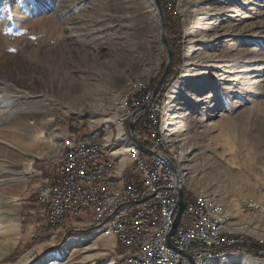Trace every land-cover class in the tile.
<instances>
[{"label":"rangeland","instance_id":"obj_1","mask_svg":"<svg viewBox=\"0 0 264 264\" xmlns=\"http://www.w3.org/2000/svg\"><path fill=\"white\" fill-rule=\"evenodd\" d=\"M155 7L156 5L154 12L147 0H0V24L11 21V16L17 14L30 16L37 22L34 32L18 43L10 45L0 39V72H3L0 75V98L6 94L1 89L4 86L26 93L56 95L62 92L69 96H78L79 100L71 99L70 104L76 107L82 105L85 109L83 112L75 109L68 112L55 106L51 121L49 114H37L33 125L36 136L35 151L40 147L49 148L50 145L51 151L43 158L35 159L32 165L33 174L24 181L20 192L17 190L13 193L14 186L4 190L6 205L21 210L20 244L0 264H18L21 256L28 252V264H59V261L48 262L47 256L59 251L71 240L84 239L86 236L96 237L101 231L74 234L67 225L59 230L48 228L43 212L35 204L34 196L38 184L43 180V175H36V172L43 170L46 174L52 173L55 164L62 163V153H57L60 146L55 154L53 138L60 142V137L68 136L81 141L96 142L102 146L111 142V147L117 144L119 130L113 117L123 114L121 101L124 100L125 111L129 114L126 99L135 84L145 79L152 82L159 74L161 65L167 61L168 54L161 42L162 25ZM175 10L180 16L183 67L166 93L169 94L180 79L188 60L202 65L203 62H209L208 55L232 56L235 61L247 58L249 63H240L243 69H253V66L263 69L255 78L259 82L260 90L257 91L259 104L255 111L248 110L249 104L238 108L230 105V110L226 111L227 114L232 113L230 116L235 122L230 130L232 139L229 142L225 137L217 136L216 130L204 127L211 120L205 119V115L201 113L205 105L196 103L201 87L210 83L207 82L208 79H200L198 71L191 72V81L183 88L184 97L174 104L179 105L181 110L177 107L174 112L177 118L166 129L170 132L172 150H184L192 158L191 165L196 177H204V183L218 194V200L234 213L238 210L240 218L246 224L249 222L248 225L264 228V214L256 215L250 209L239 208L247 200L253 199L264 210V174L261 172L264 166V0H177ZM218 10L225 11L224 16L227 15L226 11H231L234 15L228 14L234 17L229 21L236 26L233 33L238 41L235 51L223 50L227 47L225 38L219 41L217 49L207 44L205 45L208 47L203 49L202 42L210 41L214 37L215 30L211 25L217 20L214 17L206 21L200 13L205 11L215 16L212 14ZM226 19L222 17L217 22L228 21ZM169 29L167 23L168 39ZM238 51L244 54L241 55ZM256 54L257 62L252 64L250 59ZM249 74V78L254 76ZM248 86L243 85L245 89L252 90ZM239 97L235 94L225 104L236 103L240 100ZM93 103L101 104L102 111L93 112L94 109L89 108ZM173 110L169 106L165 118ZM101 113V118L111 121L94 122V117L99 118ZM129 120L128 116L123 119L127 133ZM140 152L148 160L150 154ZM20 159L15 156L8 160L11 163L16 162L14 169L17 172H21L25 165L22 156ZM128 169L140 180V172L134 165L129 163ZM11 177L18 178L11 174L7 179ZM246 183L251 186L246 187ZM41 184H46L45 180ZM183 223L187 225L186 216ZM113 242V248H107L102 243L97 244L105 255L98 256L95 264H102L107 259H113L116 264H125L120 259L114 234Z\"/></svg>","mask_w":264,"mask_h":264},{"label":"bare ground","instance_id":"obj_2","mask_svg":"<svg viewBox=\"0 0 264 264\" xmlns=\"http://www.w3.org/2000/svg\"><path fill=\"white\" fill-rule=\"evenodd\" d=\"M147 1L154 11V0L153 2L152 0ZM222 11L218 10L213 12L212 15L215 16L201 11V17L206 21H210L214 17L217 21L222 17L228 20L225 22L221 20L220 22L216 21L214 24L212 23L213 25H211V28L214 27L215 30L214 37L212 40L209 39L210 41L206 40L202 42L204 46L203 49L208 46L217 49L219 41L225 38V46L227 47L223 50H236L235 48L238 41L235 39L237 36L233 34L236 26L229 21L234 18L230 16L233 14L231 11H226L227 15L224 16L225 11ZM237 14L238 13H236V16H239ZM10 20L9 22L4 21L0 24V39H3L10 45L18 43L21 39L33 33L35 30L34 27L37 24L30 16H22L21 14L11 16ZM159 23H161V21ZM160 32L162 34V27ZM187 52L189 53V51ZM215 52L216 50L214 53ZM238 52L241 55L244 54L242 51ZM208 57L209 62H203L202 65H196L188 60L180 79L169 94L166 93L162 99H160L158 94L154 93V100L157 101L158 108L155 113V137L157 145H159V148L165 150L167 161L174 164L178 173L177 178L172 168L173 176H164V184L168 186L169 195H176V190L180 194V188H182L185 199H191L196 204V208H198L205 217L211 218L213 222L204 221L205 237H214L215 241H223L224 239L233 240L237 237L243 240H251L252 243H259L261 246H264V228H260L258 225L253 224L248 225L249 222L246 224L244 219L240 218L238 210L234 213L233 210L228 209L227 206L218 200V194L204 183V177H196V172L194 173L191 165L192 158L188 157V154H185L184 150H172L171 148V141L169 139L170 132L168 133L166 128L174 124V119L177 118L174 112L179 105L174 104L175 101L184 97L183 88L191 81L192 71H198V77L200 79H208L207 82L210 83L205 87H201L198 94V102L196 103L198 105H205L201 113L205 115V119L211 120V122L204 127L205 129L216 130L217 136L225 137L227 142L232 139L230 135L232 131L230 130L231 127L235 125L233 118H231L232 113L227 114L226 112L230 110L229 106L231 105L238 108L244 104H249L248 110L250 111H255L258 107L259 103L256 97L258 96L257 91L260 90H258L259 82L256 81L255 78L263 69L254 66L253 69H243L240 63H249V59L247 58H242L241 61H235L232 56L231 58L222 57L221 54L208 55ZM250 60L252 64L256 63L257 54ZM159 63L158 57L157 67ZM239 68L241 69L238 70ZM209 70L212 71L209 72ZM2 73L1 71L0 75ZM249 73L254 76L249 78ZM249 79L254 80H252V82ZM150 83V79L138 81L132 91L138 90V88L141 87H148ZM195 84L198 85V82H195ZM247 84L252 90H247L243 87V85L245 86ZM1 89L4 90L6 94L0 98V261L12 254L20 244L21 223L19 217L21 210L6 205V196L3 195L4 190L14 186L12 192L15 193L17 190L20 192V190L23 189L24 181L33 174L32 165L35 159L43 158L51 151V145L49 148L47 146L44 148L40 147L37 152L35 151L36 136L34 134L33 125L36 122L37 114H49V116H51V121L53 120L54 114L52 115V113L55 106L67 110L68 112H73L74 109L77 112H81L84 109L82 105L76 107L74 104H70L69 100H79L78 96H69L62 92L56 95L54 93L48 95L47 93H26L5 86ZM235 94L240 96V100L236 103L231 102L229 105H226L225 101L232 98ZM251 94H254L255 98H252L254 95L252 97L248 96ZM129 98H131V92L127 99ZM124 104V100L121 101L123 114H118L113 117V121L116 123L119 130L117 144L111 147V142L104 146L96 143L97 153L107 156V160H111V165H104V172H106L107 186L113 188L107 190L105 195H99L96 205L86 208L85 212L84 210H77V213L73 211H63L60 218L47 221L48 228L52 230H59L67 225L71 227V232L74 234L88 233V231L93 230L101 231L95 235L96 237L86 236L84 239L69 241L62 249L48 255V262L59 261V264H95V260L98 256L105 255L99 250L97 244L102 243L106 245L107 248H113V234L118 242L117 221L121 220L123 216L126 215L134 219L146 218V210L138 209L131 203H125L124 190L126 189V183H124V177L125 170L128 169L129 163L134 165L140 172V180H144V188H151V179H146V171H144L143 168H139L138 161H146L144 159L145 155L140 152L144 151L132 140L129 124L128 133L125 131L123 119L127 116L130 117V112L128 114L127 111H125ZM86 106L89 107V105ZM127 106L129 109V100H127ZM169 106L174 110L170 113L168 118H165ZM179 107L178 110H181ZM89 108H92V110L94 109L93 112H95L102 111L103 106L101 104L94 105L93 103V106L90 105ZM231 110L233 109L231 108ZM98 116L99 118L97 119L94 117L96 119H94V122L111 121V119L101 118L100 116H103L102 113ZM52 140H54L52 146L55 145L56 147L55 154L58 146H60L57 153L61 152L63 157L68 156L70 151H74L75 145H89L91 143V141H81L77 140V138L68 136L60 137V142L55 138ZM149 151L150 152L144 153L150 154L149 158H153L154 149H149ZM15 156H18L19 160H21L20 157L22 156L25 165L21 172H17L16 169H14L17 166L16 162H8L9 159L15 158ZM261 172L264 174V166H262ZM11 174L17 175L18 178L11 177L7 179ZM40 174L41 173L36 172V175ZM41 183H43V180L38 184L37 193L42 194L44 206L49 207L50 212H57V203L55 202L54 195L56 193V186L54 184L43 185ZM248 183H246V187L249 185ZM250 186L251 185H249V187ZM123 187H125V189H123ZM250 189L252 191L253 186ZM249 191L250 190H248V192ZM14 196L16 197V195ZM10 198L12 197H9V199ZM14 201H16V198ZM254 201L256 200H247L245 205ZM256 204L259 203L256 201ZM140 207L151 208V201L140 200ZM262 211H264L263 208ZM161 220H167V205H159V207H157V212H148V230L141 231L136 235V244L143 246L142 255H140V249H133L132 252L128 253V261L126 257H120L125 264H147V259H145L144 256H149L151 253H154L158 243H166V235L170 233V225H162ZM94 222H102V225L91 227ZM216 225H220V232H216ZM107 236H109V238H105ZM165 254H172V245H165ZM29 255V252L22 255L18 264H28ZM75 255L76 257H74ZM258 257L260 259L253 258L244 251H241V249L212 250L209 254L196 260V264H264V256L259 253ZM102 264L116 263L113 259H107Z\"/></svg>","mask_w":264,"mask_h":264},{"label":"built area","instance_id":"obj_3","mask_svg":"<svg viewBox=\"0 0 264 264\" xmlns=\"http://www.w3.org/2000/svg\"><path fill=\"white\" fill-rule=\"evenodd\" d=\"M162 2L167 13L174 18L172 4L177 0H162ZM152 84L153 82L148 87L131 91V98L126 99L129 100L130 120L134 112L150 104L146 113L138 114L137 125L144 124V130H146L144 145L147 149H154V157L146 161H138L139 168L146 171V179H151V188H144V180L130 178V175L124 177L125 203H131L138 209L146 210V218L134 219L126 215L116 222L120 257H126L128 261V253L133 249H140V255H142L143 246L136 244V235L148 230V212H157L159 205H167V220H161V222L162 225H170V233L166 235V243H158L154 253L144 256L147 264H196V260L212 250L245 249L253 244L257 246V252L264 256V246L252 243L251 240L236 237L233 240L215 241L214 237H205L204 221L212 220L210 217H205L191 199H185L184 212L178 226L174 229L181 198L177 190L176 195H169L168 186L164 184V176H173V173L170 162L167 161L166 152L163 148H159L155 137V113L158 108L157 101L154 100L155 89ZM138 137L141 140L139 135ZM47 159L49 160V157ZM104 165H111V160L97 153L96 142H91L89 145H75L74 151H70L68 156L62 158V163L55 164L51 175H47L43 170L37 171L43 175L46 184L56 186L54 195L57 212H50L49 207H45L42 202V194L35 193L36 205L45 216L46 226L48 220L60 218L63 211L77 213V210H84L85 212L86 208L94 207L98 196L105 195L107 190L113 188L107 186ZM140 200L151 201V208L140 207ZM240 209H250L256 215L264 214L262 205L256 204V201L242 205ZM184 216L187 218V225L183 223ZM98 225H102V222H94L91 227ZM216 232H220V225H216ZM165 245H172V254H165ZM112 252L116 253V251Z\"/></svg>","mask_w":264,"mask_h":264},{"label":"trees","instance_id":"obj_4","mask_svg":"<svg viewBox=\"0 0 264 264\" xmlns=\"http://www.w3.org/2000/svg\"><path fill=\"white\" fill-rule=\"evenodd\" d=\"M161 3H162L163 10L165 12V15H166L168 27L171 29V30L169 29V40H170L171 47H172L173 52H174V63L172 65L171 73H170L168 79L166 80L163 87L160 89V91L158 93V95L160 97L164 96L166 91L174 84V82L179 77L180 71L183 67V62H182L183 53H182L181 32H180L181 30H180V21H179L180 16L176 13V10H175L177 2L172 4V6H173L172 12L175 14L174 18L170 17L169 13H167L162 0H161ZM164 71H165V63H163L161 65L160 72L157 75V77H155L152 80L153 89L156 88L159 80L161 79V77L164 74ZM136 131H137V134L141 137V140H142L141 142L144 145V143H145L144 134L146 132V130H144V124L143 123L138 124ZM47 175H51V173L47 172ZM126 175H130V178H136L137 179V176L133 174L132 170L128 169L125 172V176ZM241 251H244L245 253H247L249 256H251L253 258H259L258 257L259 252H257L258 250H257V246L255 244L247 246L245 249H241Z\"/></svg>","mask_w":264,"mask_h":264},{"label":"water","instance_id":"obj_5","mask_svg":"<svg viewBox=\"0 0 264 264\" xmlns=\"http://www.w3.org/2000/svg\"><path fill=\"white\" fill-rule=\"evenodd\" d=\"M154 4L156 5L157 8V12L158 15L160 17V21H161V25H162V34H161V42L164 46V49H166L168 57H167V61L165 63V71L163 76L161 77V79L159 80L156 88H155V94H158V92L160 91V89L163 87L164 83L166 82V80L168 79L170 73H171V69H172V65L174 63V52L173 49L171 47L170 41L168 39V35H167V22H166V18H165V14L161 5V1L160 0H154ZM150 104H146L142 107V109L136 111L133 113L132 118L129 122V131H130V135L132 140L135 142V144L144 152H150L149 149H147L141 142V140L139 139L137 133H136V125L138 123V114L140 113H146L149 109ZM171 167L173 168L177 178H178V173H177V169L174 166V164L172 162H170ZM180 183V182H179ZM180 205H179V211H178V215L176 217V221H175V226L174 229L178 226L181 216L184 212L185 209V197H184V192L182 190V188H180Z\"/></svg>","mask_w":264,"mask_h":264},{"label":"crops","instance_id":"obj_6","mask_svg":"<svg viewBox=\"0 0 264 264\" xmlns=\"http://www.w3.org/2000/svg\"><path fill=\"white\" fill-rule=\"evenodd\" d=\"M34 198H35V196H34ZM35 204H36V201H35Z\"/></svg>","mask_w":264,"mask_h":264}]
</instances>
